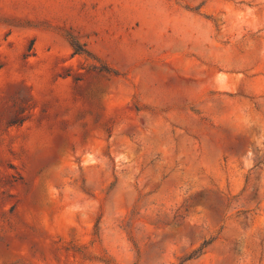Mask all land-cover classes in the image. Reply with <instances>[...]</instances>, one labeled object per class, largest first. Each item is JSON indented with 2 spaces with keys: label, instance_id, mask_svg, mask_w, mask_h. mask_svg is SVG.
<instances>
[{
  "label": "rangeland",
  "instance_id": "obj_1",
  "mask_svg": "<svg viewBox=\"0 0 264 264\" xmlns=\"http://www.w3.org/2000/svg\"><path fill=\"white\" fill-rule=\"evenodd\" d=\"M0 264H264V0H0Z\"/></svg>",
  "mask_w": 264,
  "mask_h": 264
}]
</instances>
